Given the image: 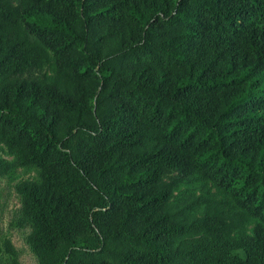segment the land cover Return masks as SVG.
Returning <instances> with one entry per match:
<instances>
[{
  "label": "trees",
  "instance_id": "1",
  "mask_svg": "<svg viewBox=\"0 0 264 264\" xmlns=\"http://www.w3.org/2000/svg\"><path fill=\"white\" fill-rule=\"evenodd\" d=\"M0 143L38 264H264V0H0Z\"/></svg>",
  "mask_w": 264,
  "mask_h": 264
},
{
  "label": "rangeland",
  "instance_id": "2",
  "mask_svg": "<svg viewBox=\"0 0 264 264\" xmlns=\"http://www.w3.org/2000/svg\"><path fill=\"white\" fill-rule=\"evenodd\" d=\"M43 74L48 76L51 74L48 67H45L42 72L32 74V76L42 77ZM0 160L8 162L14 160V156L9 154L1 143ZM24 180L38 181L39 169L36 167H15L8 174L0 175V242L10 240L15 248L16 260L19 264H38L36 256L26 242L30 227L18 225L20 199L15 186ZM11 259L12 257L4 250L0 251V264H11Z\"/></svg>",
  "mask_w": 264,
  "mask_h": 264
}]
</instances>
